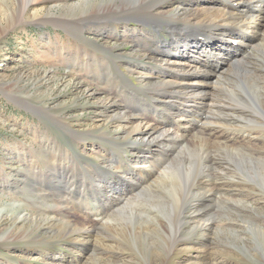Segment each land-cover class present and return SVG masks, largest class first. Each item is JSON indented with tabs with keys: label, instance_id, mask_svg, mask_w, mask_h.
<instances>
[{
	"label": "rangeland",
	"instance_id": "374dc122",
	"mask_svg": "<svg viewBox=\"0 0 264 264\" xmlns=\"http://www.w3.org/2000/svg\"><path fill=\"white\" fill-rule=\"evenodd\" d=\"M101 4L108 5L110 0H42L30 8L24 19L12 25L7 16L10 6L14 8L16 4L14 0H0V238L11 234L22 236L27 232L11 233L15 230L8 220L11 206L18 210L15 213L29 215L30 221L22 224L23 230L32 229L34 218L46 217L55 223L56 220L58 223L69 221L76 227L91 229L94 225L98 231L97 238L93 232L90 241L81 243L83 249L77 251L79 247L74 246L76 240L72 239V234L43 233L45 229L49 231L44 227L38 231L41 240L28 242L26 238L7 246L0 245V264H264V237L254 234L240 219L242 215L264 229V192L244 178L224 191H233L236 197H240V191L252 194L248 198L251 208L231 214L238 218L240 225L224 226L220 220L229 213L223 215L224 204L217 203L211 214L217 222L199 231L193 239L179 243L169 256L159 237L152 236V246L145 242L133 246L119 233L98 230L96 198L107 191L108 200L111 193L107 186L110 182L116 185L121 176L110 156L119 158V150H122L123 164L135 168L138 165L134 163L132 152L123 151L132 145L113 124L106 122L115 110L105 103L119 100V104H124L128 98L131 101L135 93L146 98L144 95L149 90L142 87L138 71L156 73V67L150 68V65L155 64L154 58L160 57V46L172 37L166 26H161L163 21L157 26H146L147 31L142 29L144 22L140 18L146 16V12L115 20L110 19V9L83 15V11L99 8ZM176 5L163 11L173 13ZM36 10H39L38 16ZM198 10L200 8L195 11ZM113 13L116 12L111 15ZM42 16L48 18L40 21L37 17ZM51 17L61 23L53 22ZM260 43L259 48H247L238 62L221 70L224 75L228 72L226 82L246 74V67L252 63L264 64V40ZM146 101L162 108L152 99ZM218 111L212 109L211 113ZM224 125L231 131L225 121ZM256 144L264 151V138ZM232 145H240V141ZM112 148H118L119 152L110 153ZM235 148L240 154L244 153L241 147ZM238 172L237 168L236 175H241ZM80 190L85 191L84 196L79 195ZM59 209L63 214L62 211L55 213ZM225 232L233 239H227Z\"/></svg>",
	"mask_w": 264,
	"mask_h": 264
},
{
	"label": "bare ground",
	"instance_id": "6f19581e",
	"mask_svg": "<svg viewBox=\"0 0 264 264\" xmlns=\"http://www.w3.org/2000/svg\"><path fill=\"white\" fill-rule=\"evenodd\" d=\"M41 1L14 0L16 6H10L7 18H11L12 25L17 24L33 5ZM175 4L173 13L163 11ZM197 8H200V12L195 11ZM105 9H110L111 20L146 12L145 18H140L144 22L141 23L142 29L146 30V26L152 24L157 26L163 21L161 26L164 24L172 37L160 46V57H153L155 64H151L150 68L156 67V73L138 71L141 73L142 87L151 90V93H145L146 98L142 97L143 94L135 93L131 101H128L129 98L126 102L123 100L124 104H119V100L105 103L115 110L106 118V122L113 124L116 131L122 132L123 138L132 145L123 151L132 152L130 154L136 160L134 163L138 165L135 168L123 164L125 156L121 154L122 150H119V158L110 156L114 167L120 169L121 176L116 185L110 182L107 186L111 193L108 200L107 191L96 198V225H99L98 230L102 228L121 234L128 245L133 246L134 243L138 246L140 242L152 246V236L159 237L166 256H169L179 243L187 238L193 239L199 231H205L209 224L217 222L211 215L217 203L224 204L223 215L229 213L227 218L220 220L224 226L240 225L238 218L231 214L251 208L248 198L252 194L240 191V197H236L233 191L224 192L228 186L236 185V181L244 178L251 180L264 192V151L256 144V141L264 138V64L252 63L246 67V74L227 82L225 76L228 72L225 75L220 73L226 66L238 62L247 48L254 49L264 40V0H110V4L83 11V15ZM38 11H35L36 16ZM111 12L116 13L111 15ZM46 17L37 18L42 21ZM50 19L61 23L59 19ZM171 50L175 52L170 54ZM146 99H152L162 108ZM221 105L226 106L218 108ZM212 109L220 111L212 114ZM224 121L231 131L226 129ZM237 140L240 145H232ZM236 146L241 147L238 149L244 153L240 154ZM119 151L118 148H112L110 153ZM231 161L236 166L233 163L231 165ZM236 167L241 177L236 175ZM248 186L255 189L253 185ZM84 194L85 191H81L79 195ZM13 209L12 206L9 208L12 213L8 217L12 229H15L11 233L27 232L22 236L11 234L7 238H0V245L3 246L25 241L26 238L28 242L41 240L39 232L46 227L51 232L44 228L43 233L72 234V239L76 240L74 246H78L77 251H81L83 248L80 244L89 242L93 232L94 236L98 233L94 225L91 229L76 227L69 221L58 223L56 220L55 223L46 217L34 218L32 229L23 230L22 224L30 221L29 215L21 216L15 213L18 210ZM59 210L55 213L62 211ZM240 219L254 234L264 237L263 228L251 224L242 215ZM224 235L227 239H233L227 233Z\"/></svg>",
	"mask_w": 264,
	"mask_h": 264
}]
</instances>
